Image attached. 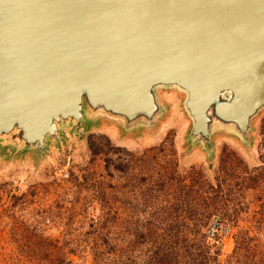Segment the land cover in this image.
<instances>
[{
	"label": "water",
	"instance_id": "obj_1",
	"mask_svg": "<svg viewBox=\"0 0 264 264\" xmlns=\"http://www.w3.org/2000/svg\"><path fill=\"white\" fill-rule=\"evenodd\" d=\"M185 95L189 138L245 139L264 108V0H0V142L43 150L104 116L152 125Z\"/></svg>",
	"mask_w": 264,
	"mask_h": 264
},
{
	"label": "rangeland",
	"instance_id": "obj_2",
	"mask_svg": "<svg viewBox=\"0 0 264 264\" xmlns=\"http://www.w3.org/2000/svg\"><path fill=\"white\" fill-rule=\"evenodd\" d=\"M156 95L161 113L152 125L127 128L104 116L86 118L78 127L74 122L62 125L58 137L48 140L39 153L0 142V264H91V245L104 240L96 227L100 183L117 216L131 217L128 238L120 227L112 228L119 233L117 241L130 245L133 264H146L147 248L165 228L155 214L186 212L189 220L182 231L192 240V214L198 207L191 178L201 173L215 186L216 177H223L221 165L238 177L229 178L228 172L225 178L240 197L242 204L234 208L241 213L236 221L220 212L211 215L232 228L231 239L211 251L224 260L237 230L255 235L256 197H264V181L242 190L239 177L244 176V167L248 172L264 169V108L252 119L247 138L214 126L210 144L204 145L189 138L185 95L174 88L157 89ZM91 140L104 149L119 147L131 154H116L130 160L129 176L107 170L102 155L92 159ZM165 172L168 187L157 191L156 183Z\"/></svg>",
	"mask_w": 264,
	"mask_h": 264
},
{
	"label": "trees",
	"instance_id": "obj_3",
	"mask_svg": "<svg viewBox=\"0 0 264 264\" xmlns=\"http://www.w3.org/2000/svg\"><path fill=\"white\" fill-rule=\"evenodd\" d=\"M88 147L92 159L103 156L107 170H110L111 167L121 175L129 176L130 160L121 158L120 155L116 156V154L127 156H131V154L119 147L104 149L96 144V140H91ZM219 170L223 177H216L215 186L209 185L201 173H196L191 178L192 187H196L193 191V200L198 207L192 214L194 216L192 218L194 221L192 240H189L188 235L182 231L189 220V215L186 212L167 211L161 215L155 214L156 219H159L157 221H161L165 228L161 234H156L155 241L147 248L149 254L145 259L146 264H264V197L261 195L256 197V202H259V205L256 213L257 218L254 222L256 225L255 235H251L247 230H237L233 237V249L224 260L220 259L218 251L212 252L211 249L213 248L207 244L208 224L210 219L215 217H211L212 214L220 212L230 220L236 221L241 213V210L234 208L235 205L242 204L239 201L240 197L238 198L234 194L235 189L227 184L225 178L228 172L230 173V176L228 174L229 178H236L237 175L225 165H221ZM241 173L244 175L239 177L242 190L257 188L264 181L262 180L264 169L248 172L244 167V171ZM166 175L165 172L161 176L162 180L156 183L157 191L167 186ZM142 181H145L144 177H142ZM96 192L101 207L100 223L96 227L103 232L101 235L98 232V235L103 236L104 240L102 239L101 243L95 242L91 245V264H133L130 245L119 243L117 241L118 231H112V228L120 227L128 238L132 231L130 215L124 213V217L117 216L101 183ZM152 198L156 199L155 196Z\"/></svg>",
	"mask_w": 264,
	"mask_h": 264
},
{
	"label": "built area",
	"instance_id": "obj_4",
	"mask_svg": "<svg viewBox=\"0 0 264 264\" xmlns=\"http://www.w3.org/2000/svg\"><path fill=\"white\" fill-rule=\"evenodd\" d=\"M232 228L223 223V221L215 216L209 221L207 228V244L213 249L223 247L224 243L231 239Z\"/></svg>",
	"mask_w": 264,
	"mask_h": 264
}]
</instances>
